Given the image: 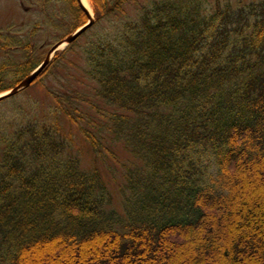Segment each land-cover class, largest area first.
<instances>
[{"label": "trees", "instance_id": "16d2710c", "mask_svg": "<svg viewBox=\"0 0 264 264\" xmlns=\"http://www.w3.org/2000/svg\"><path fill=\"white\" fill-rule=\"evenodd\" d=\"M90 1L93 35L33 83L56 69L48 114L0 112V264H264V0ZM4 43L17 83L40 56Z\"/></svg>", "mask_w": 264, "mask_h": 264}, {"label": "rangeland", "instance_id": "374dc122", "mask_svg": "<svg viewBox=\"0 0 264 264\" xmlns=\"http://www.w3.org/2000/svg\"><path fill=\"white\" fill-rule=\"evenodd\" d=\"M6 1V0H5ZM242 1V0H240ZM245 2H248L249 0H244ZM89 5L91 7V11L94 12V8L91 4V1L88 0ZM63 4H61V7ZM64 8V6L62 7ZM0 10L3 14V16L0 17V29H4L5 27H11L14 31H18L21 28V21H25L26 25H23V30L24 28H30L33 24L34 21L42 19L40 15L35 14V8H30L29 11H24L20 7L17 6V1L12 0V3L7 1L6 3L0 4ZM35 14V15H34ZM72 19L66 18L62 19L61 23H63L62 27L65 30H61L60 32V37L59 38H50L47 35L45 36L44 32L37 33L35 34L34 38L30 39V43L28 44L31 45L33 44L35 48L41 46L40 48V54H42L40 60H42L45 57L46 51L60 38H63L67 36V33L71 31L72 28V23H70ZM10 25V26H9ZM72 32V31H71ZM93 35V30H90L86 32L84 35H82L73 45H71V49L74 52L75 55L80 51L81 47L83 44L87 41V38H90ZM44 50V51H43ZM23 52L21 53V55ZM2 56V54H0ZM20 59V53H14L12 54L11 62L13 63V68L14 69V64L18 62ZM1 60V57H0ZM58 63H55V66H57ZM55 70L52 69L49 75H46L41 79L40 82L33 84L26 90L16 94L15 96L4 100L0 102V112L5 113L6 115L12 113L14 106L18 107H24L29 110L30 106H38L37 112L41 114H48L45 113L51 106V98L48 96V94L45 93V90L43 88V85H50V86H55L57 87L58 84V79L57 76L55 75ZM54 73L51 75V73ZM10 74L7 75V82L4 81L2 82L3 85H9L11 84L9 82V79L12 80V75L9 76ZM0 77H3L2 72H0ZM13 86L15 83H12ZM1 86V85H0ZM12 86V85H11ZM61 122H62V128L64 134L70 139L69 137V123L66 121V123L63 121V118L59 116ZM72 132V137L73 141L76 143V147L74 146V149L72 152L76 155L81 160V163H83V166L85 167H91L93 159H95L91 151L88 148V145L80 138L79 135H76V130L75 128H71ZM96 163H99V167L101 168V173L104 177L105 182L108 185V188L111 192L112 198H113V205L120 210L121 209V197H120V192H119V184L121 183L122 179L120 177L121 175V170L119 167L114 166L111 164L110 166L113 167L114 170L113 173H110L109 170L106 168L107 164L106 163H111L110 161H106V158L104 161H98L96 160ZM62 255V251L58 250L57 248H44L42 249V252L39 254H32L30 255V260L31 264H49L50 261L53 260H59Z\"/></svg>", "mask_w": 264, "mask_h": 264}, {"label": "flooded vegetation", "instance_id": "af4514ba", "mask_svg": "<svg viewBox=\"0 0 264 264\" xmlns=\"http://www.w3.org/2000/svg\"><path fill=\"white\" fill-rule=\"evenodd\" d=\"M7 1L12 3V0H0V4L6 3ZM17 6L20 7L24 11H29L30 8H35V14L40 15L42 19L34 21L32 26L28 28H24L23 25H26L25 21H21V28L18 31H14L11 27H5L4 29H0V54H2L1 60H0V72H2L3 77H0V82H3L4 79L7 82V75L10 74L11 69V58L14 51H17L18 53H21L22 51L17 48V46H4L3 41L7 37H12L19 39L22 41V46H25L26 44H29V40L34 38L35 34L37 33H43L45 36L47 35L50 38H59L61 30H65L61 23L62 19L70 18L72 21L70 23L74 24V17H71V13L66 12V8L72 7L73 2L77 0H16ZM61 4H63L64 8L61 7ZM34 14V15H35ZM3 16L1 10H0V17ZM72 29V28H69ZM31 51L34 50V45L31 44ZM40 48L39 46L37 48V53L40 55ZM9 82L11 84L9 85H3L1 86H10L12 85V80L9 79Z\"/></svg>", "mask_w": 264, "mask_h": 264}, {"label": "water", "instance_id": "95a60500", "mask_svg": "<svg viewBox=\"0 0 264 264\" xmlns=\"http://www.w3.org/2000/svg\"><path fill=\"white\" fill-rule=\"evenodd\" d=\"M80 7L82 10L87 13V22L77 28L73 33L61 39L56 44L52 46L49 50L48 54L46 55L45 59L41 64H39L28 76H26L20 83H18L15 87L11 88L10 90L3 92L0 94V101L10 98L17 94L18 92L26 89L30 84L43 72V70L50 64L52 57L60 50H64L68 45L74 42L82 33H84L88 28H90L94 23V18L90 15V13L82 6L81 3Z\"/></svg>", "mask_w": 264, "mask_h": 264}, {"label": "bare ground", "instance_id": "6f19581e", "mask_svg": "<svg viewBox=\"0 0 264 264\" xmlns=\"http://www.w3.org/2000/svg\"><path fill=\"white\" fill-rule=\"evenodd\" d=\"M83 7H85L89 12H91V7L89 5L88 0H84V2L82 3Z\"/></svg>", "mask_w": 264, "mask_h": 264}, {"label": "snow or ice", "instance_id": "6c2138e0", "mask_svg": "<svg viewBox=\"0 0 264 264\" xmlns=\"http://www.w3.org/2000/svg\"><path fill=\"white\" fill-rule=\"evenodd\" d=\"M84 0H78V3H83ZM85 15H87V13H85Z\"/></svg>", "mask_w": 264, "mask_h": 264}]
</instances>
